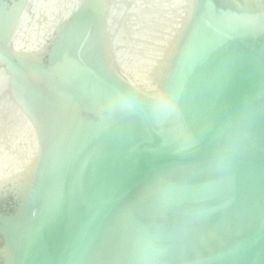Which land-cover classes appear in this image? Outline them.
Here are the masks:
<instances>
[{
    "label": "water",
    "instance_id": "1",
    "mask_svg": "<svg viewBox=\"0 0 264 264\" xmlns=\"http://www.w3.org/2000/svg\"><path fill=\"white\" fill-rule=\"evenodd\" d=\"M0 264H264V0H0Z\"/></svg>",
    "mask_w": 264,
    "mask_h": 264
}]
</instances>
